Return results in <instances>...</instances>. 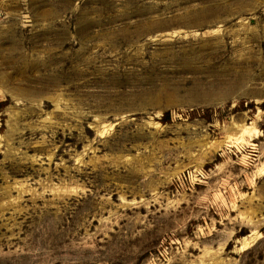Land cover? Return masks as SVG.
Listing matches in <instances>:
<instances>
[{
    "label": "rangeland",
    "instance_id": "374dc122",
    "mask_svg": "<svg viewBox=\"0 0 264 264\" xmlns=\"http://www.w3.org/2000/svg\"><path fill=\"white\" fill-rule=\"evenodd\" d=\"M264 0H0V264H264Z\"/></svg>",
    "mask_w": 264,
    "mask_h": 264
},
{
    "label": "trees",
    "instance_id": "16d2710c",
    "mask_svg": "<svg viewBox=\"0 0 264 264\" xmlns=\"http://www.w3.org/2000/svg\"><path fill=\"white\" fill-rule=\"evenodd\" d=\"M262 107L264 108V104L262 105Z\"/></svg>",
    "mask_w": 264,
    "mask_h": 264
}]
</instances>
